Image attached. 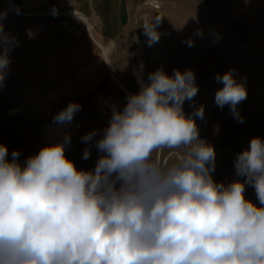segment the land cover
I'll return each mask as SVG.
<instances>
[{
	"label": "clouds",
	"instance_id": "clouds-1",
	"mask_svg": "<svg viewBox=\"0 0 264 264\" xmlns=\"http://www.w3.org/2000/svg\"><path fill=\"white\" fill-rule=\"evenodd\" d=\"M4 15L0 87L17 43L4 32ZM160 19L143 27L149 46L160 39ZM233 71L216 74L215 103L243 123L238 105L247 90ZM147 79L122 110L112 108L99 139L96 130L81 138L89 145L82 159L93 143L99 153L90 171L66 156L70 134L23 164L18 150L9 160L0 144V264H264V139L251 138L237 154L243 180L217 182L214 146L200 138L194 118L203 119L204 108L183 110L199 90L194 72L159 68ZM81 109L69 102L53 121L71 123ZM164 149L184 151L168 163L153 155ZM246 185L260 206L245 197Z\"/></svg>",
	"mask_w": 264,
	"mask_h": 264
},
{
	"label": "rangeland",
	"instance_id": "rangeland-1",
	"mask_svg": "<svg viewBox=\"0 0 264 264\" xmlns=\"http://www.w3.org/2000/svg\"><path fill=\"white\" fill-rule=\"evenodd\" d=\"M108 1H99V20L104 27L111 24L109 18L104 23L111 10ZM157 3V7L146 4L141 12L135 7L127 23H113L115 28L110 30L118 37L111 42L100 38V26L88 19L90 34L82 21L71 18L73 12H67L57 23H39V18L21 10L15 23H5L10 26L7 34L17 41L9 52L8 73L0 87V144L7 146L9 160L11 152L18 150L23 164L45 145L63 141L53 138L55 129L64 125L55 123L53 116L69 102H78L82 109L67 130L71 142L65 154L78 169H94L98 150L93 143L90 159H82L89 145L81 138L96 130L99 139L109 124L112 108L122 110L127 95L138 93L149 82V73L162 68L172 75L174 69H191L199 90L191 101L184 102L183 110L191 115L204 108V118H194L200 138L213 145L216 152L213 178L225 184L244 179L236 175L234 160L251 138L264 139V22L227 21L221 15V6L231 7L232 0ZM81 11L89 14V6L82 4ZM157 17H161L156 25L160 39L149 46L143 27ZM3 29L7 30V25ZM198 29L202 36L196 34ZM91 35L107 50L111 72L119 84L107 71ZM189 38L194 41L192 47L186 43ZM230 69L247 90V98L238 105L243 123L233 118L228 106L221 110L215 103V94L222 87L215 76ZM10 110L16 113L10 116ZM171 151L182 155L184 150L164 149L153 155L171 163L177 159H166ZM245 197L260 206L252 186L246 185Z\"/></svg>",
	"mask_w": 264,
	"mask_h": 264
},
{
	"label": "crops",
	"instance_id": "crops-1",
	"mask_svg": "<svg viewBox=\"0 0 264 264\" xmlns=\"http://www.w3.org/2000/svg\"><path fill=\"white\" fill-rule=\"evenodd\" d=\"M99 1L101 0H96L95 4H92L91 0L89 4L85 0H0V13L5 14L2 23L4 24L3 26L7 25L8 28L4 32L9 33L10 31V26L8 24L5 25V23H15L16 19L17 13L12 11L9 5L11 3L19 9V12L22 10L29 16L39 18V23H57L61 21V18L67 12L78 11L87 19L92 20L96 26H100V38L111 42L118 37L112 31L115 28L112 24L127 23L130 13L135 7L137 11L141 12L145 10L146 6L145 0H109L111 10L108 18L111 24L104 27L103 23L99 20V13H101ZM82 4L89 6V14L81 11ZM231 4V7H226L225 9H223V5L221 6V15L227 21H231V23L264 22V0H232ZM53 10H55V13ZM246 15L248 16L247 19ZM123 26L121 25V27ZM110 27L112 30H110ZM119 27L117 26V28Z\"/></svg>",
	"mask_w": 264,
	"mask_h": 264
},
{
	"label": "bare ground",
	"instance_id": "bare-ground-1",
	"mask_svg": "<svg viewBox=\"0 0 264 264\" xmlns=\"http://www.w3.org/2000/svg\"><path fill=\"white\" fill-rule=\"evenodd\" d=\"M9 5H10L12 11H14V12L17 13V8L13 4H11V3ZM73 14L74 15H72V18L75 19V20H77V21H82L85 24V26L88 28V32L91 34L92 25L89 24L88 19L84 15H82L80 13L73 12ZM91 37H92V35H91ZM92 39H93L94 43L98 46V48L102 52V57L104 59V62H105L107 71L110 73V75L113 78V80L117 84H119L118 81H117V79H116V77L111 72V69H110V66H109V61H108V53H107V50L97 40H95L93 37H92ZM15 113H16L15 110H10L9 111V115L10 116L14 115ZM69 125H70V123H67V124L61 125L60 127L56 128L55 131H54V133H53V138H55V139L64 138L65 134H67V130L69 131Z\"/></svg>",
	"mask_w": 264,
	"mask_h": 264
},
{
	"label": "built area",
	"instance_id": "built-area-1",
	"mask_svg": "<svg viewBox=\"0 0 264 264\" xmlns=\"http://www.w3.org/2000/svg\"><path fill=\"white\" fill-rule=\"evenodd\" d=\"M85 2H87V3L90 4L91 0H85ZM145 3H146L147 5H152V6H154V7H157V6H158L157 0H147V1H145ZM71 18H72V16H71ZM179 156H180V155H179L177 152L171 151V152H169V153L167 154L166 159H168V158H170V157H176V158H178Z\"/></svg>",
	"mask_w": 264,
	"mask_h": 264
},
{
	"label": "trees",
	"instance_id": "trees-1",
	"mask_svg": "<svg viewBox=\"0 0 264 264\" xmlns=\"http://www.w3.org/2000/svg\"><path fill=\"white\" fill-rule=\"evenodd\" d=\"M105 20V22L104 23H108V17H106V18H104Z\"/></svg>",
	"mask_w": 264,
	"mask_h": 264
}]
</instances>
